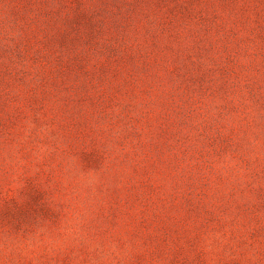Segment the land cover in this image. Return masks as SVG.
Segmentation results:
<instances>
[{"label":"rangeland","instance_id":"rangeland-1","mask_svg":"<svg viewBox=\"0 0 264 264\" xmlns=\"http://www.w3.org/2000/svg\"><path fill=\"white\" fill-rule=\"evenodd\" d=\"M0 264H264V0H0Z\"/></svg>","mask_w":264,"mask_h":264},{"label":"clouds","instance_id":"clouds-1","mask_svg":"<svg viewBox=\"0 0 264 264\" xmlns=\"http://www.w3.org/2000/svg\"><path fill=\"white\" fill-rule=\"evenodd\" d=\"M35 242H36L35 237L28 238L27 243L34 244ZM4 244H5L6 248H7V250L16 251L20 247L21 242H18L16 240L12 239V238H9V239L4 241Z\"/></svg>","mask_w":264,"mask_h":264}]
</instances>
